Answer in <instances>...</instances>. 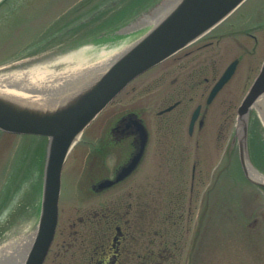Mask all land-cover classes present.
I'll use <instances>...</instances> for the list:
<instances>
[{
	"label": "rangeland",
	"instance_id": "rangeland-1",
	"mask_svg": "<svg viewBox=\"0 0 264 264\" xmlns=\"http://www.w3.org/2000/svg\"><path fill=\"white\" fill-rule=\"evenodd\" d=\"M2 1L4 2L0 6V75L12 71H31L36 68L56 72L62 68L73 66L86 67L102 60L106 54L115 51L119 46H126L142 33L140 30L147 27L146 23L140 25L138 20L134 24L128 25L122 30L127 39L118 47L86 45L71 52H64L65 50H60L62 47H59L60 49L35 56V49L44 46L51 38L54 39L63 34L66 27L69 28L75 22L81 23L86 16L88 20H95L91 29L96 25H99L101 30L110 26L111 19L114 21L117 20V17L127 15L128 12L123 11L125 0H120L121 2L112 0V4H115L109 6V9L116 7L113 13L115 17L105 16L101 13L100 18H95L93 14L95 3L84 9V14L74 12L62 22V17H64L62 15L69 9L78 7L84 0ZM100 11L101 9L98 12ZM243 28H247V31H254L257 41L247 36L235 35ZM218 31L230 35L226 36L219 45L201 53L200 58L206 56L203 54L210 52L207 56L212 57L209 60L213 59L214 61L213 70L217 77L221 76L234 59L239 56L242 58L230 82V91L227 88V105L222 103L220 97L209 109L206 129L213 130L212 136L210 138H207V135L202 137L198 153L195 142L191 140L192 144H188V148L192 150L193 154L191 152L186 154V160L184 158L182 161H168L171 164L167 168L164 157L160 156L155 149L150 150L139 177L132 180L135 185L149 182V185L153 187L149 192L150 195L144 194V203L150 201V196L159 197L156 194L161 192L163 186H182L184 188L183 200L186 206L191 202H194L196 206L197 202L200 208L198 213L201 215L203 207H201V202L207 201L205 198L209 188L213 184L216 185L217 182L222 183L225 180L224 177H219L218 171L215 169H219V167L222 169L226 166L230 169V172L226 174V178H229L228 185L217 188L215 191L219 192H214L212 195L215 202L211 207L212 216L209 217V224L202 232L194 256H189L192 232H187L188 223L184 221V224H187L183 226L186 228V236L182 239V246L179 243L182 247L179 257L176 259L174 253L172 260L163 262V264H264V192L246 182L238 168L234 169L237 166L234 163L237 162L238 156L233 159L234 163L232 164L228 160L225 162V158L222 162L226 147L223 148L222 143L216 145V130L217 127L222 126L227 106L230 111L231 139L233 136L236 137L233 122L237 107L243 99L246 85H248L246 84L247 76L250 79L253 78L264 59V0H247L218 28ZM251 67L254 68L251 70ZM124 94L123 96H126ZM124 102V105L132 107H145L147 104L149 109L153 105H157L156 108L159 106L158 98L146 100L138 94L125 98ZM112 109H108L94 126L100 123L105 114L110 113ZM157 111L159 110L153 112L154 116ZM45 143L46 140L43 137L9 135L0 131V248L12 242H25L34 235L41 191L37 202L35 201L37 190L41 186L39 168L41 169L43 162L42 154L45 151ZM70 161H72V156ZM194 166H197V169L193 180L192 169ZM72 181L71 178L68 183L65 179L63 180V193L71 190L74 186ZM191 187H194L193 194L190 192ZM173 191L175 188L171 190V192ZM168 195L172 197L170 201L175 202L174 194ZM9 196L11 198L15 196L14 199L19 200L20 203L11 204V199L8 200ZM6 199L8 202L4 204ZM152 201L155 202V206L150 207L159 209L157 216L160 220L163 209L162 205L158 204L162 202V198ZM172 206L170 205L169 208ZM61 209H66L65 205ZM67 221V211L63 210L61 225H67ZM158 227L156 224L155 228ZM183 232L185 233V230Z\"/></svg>",
	"mask_w": 264,
	"mask_h": 264
},
{
	"label": "flooded vegetation",
	"instance_id": "flooded-vegetation-1",
	"mask_svg": "<svg viewBox=\"0 0 264 264\" xmlns=\"http://www.w3.org/2000/svg\"><path fill=\"white\" fill-rule=\"evenodd\" d=\"M246 29H240L235 35L257 41L254 31ZM229 35L218 29L210 32L134 80L112 102L111 112L91 129L87 139L78 145L72 161L64 168L62 187L63 180L68 183L70 178L74 186L61 194L57 230L44 264H163L171 260L174 253L178 259L182 239L186 236L184 221L191 224L194 202L188 209L182 186H163L158 193L162 198L158 205L161 204L163 209L159 220L154 217L159 214V209L150 207L155 206V202L144 203V194L150 195L153 187L130 183L138 177L150 150L155 149L164 157L167 168L171 164L168 161L186 160V154L191 152L188 148L191 140L198 145L205 135L207 138L212 136L213 130L206 129L209 109L220 97L227 105L226 94L230 86L226 84L208 103L218 77L213 70V59L209 60L212 57L207 56L210 52L203 54L206 55L203 58L200 54L219 45ZM241 58H238L240 63ZM141 78L144 79L139 80ZM137 94L146 100L158 98V108L153 105L149 109L146 102L145 107L124 105L125 98ZM197 108L200 114L193 131L187 132L188 141L185 135L188 116ZM156 110H159L157 117L153 115ZM228 110L227 106L222 126L217 127L216 145H225L229 140ZM144 136L146 146L136 170L125 180L102 189L103 182L114 177L139 155ZM110 161H113L112 165ZM174 188L175 191L171 192ZM172 193L175 202L170 201L172 197L168 194ZM63 205L68 215L64 226L61 225ZM170 205L173 206L169 208ZM156 224L158 228H155ZM190 230L187 228L188 233Z\"/></svg>",
	"mask_w": 264,
	"mask_h": 264
},
{
	"label": "water",
	"instance_id": "water-1",
	"mask_svg": "<svg viewBox=\"0 0 264 264\" xmlns=\"http://www.w3.org/2000/svg\"><path fill=\"white\" fill-rule=\"evenodd\" d=\"M174 1L158 0L148 11L118 25L114 29L117 39L106 45L108 48L118 47L127 39L122 30L128 25L137 20L140 25L147 24L145 29L140 30L142 33L126 46H119L102 60L86 67L73 66L83 70L97 65L107 56L118 54L105 71L75 94L66 98L54 96L46 106L28 105L0 95L1 131L47 137L40 217L23 264H42L44 261L57 224L62 168L86 127L131 81L210 32L246 0ZM235 65L229 68L215 90L230 78ZM68 69L62 68L56 73ZM32 94L37 95V91L34 90ZM56 101L58 103L55 104ZM260 103L264 104V65L239 109L243 126L240 144L244 169L251 181L264 186V183L249 177L244 163L250 108ZM263 112L264 109L262 115Z\"/></svg>",
	"mask_w": 264,
	"mask_h": 264
},
{
	"label": "bare ground",
	"instance_id": "bare-ground-1",
	"mask_svg": "<svg viewBox=\"0 0 264 264\" xmlns=\"http://www.w3.org/2000/svg\"><path fill=\"white\" fill-rule=\"evenodd\" d=\"M174 2L176 3L177 0ZM117 55L107 56L97 65L83 70L70 67L65 72L56 73L43 68H36L31 71H12L0 75V95L28 105L46 106L54 96L66 98L84 88L97 78L100 72L105 71ZM34 90L37 91V95L32 94ZM54 103L56 104L58 101ZM251 173L253 179L264 183L263 176L253 170ZM31 242L32 238L22 242V244L15 242L1 248L0 264H23Z\"/></svg>",
	"mask_w": 264,
	"mask_h": 264
},
{
	"label": "trees",
	"instance_id": "trees-1",
	"mask_svg": "<svg viewBox=\"0 0 264 264\" xmlns=\"http://www.w3.org/2000/svg\"><path fill=\"white\" fill-rule=\"evenodd\" d=\"M120 1V0H119ZM121 2V1H120ZM114 4V3H113ZM113 4H111V5H113ZM110 5V6H111ZM140 6V3L139 2H137V3H135V4H124L123 5V11L124 12H128L127 13V15H134L135 13H137L138 11H140L141 9H142V7L144 8V9H146L147 8V6L148 5H144V0H141V6ZM109 9V6L107 7V10ZM112 9V8H111ZM110 10V9H109ZM117 19L118 20H123V19H125V16H123V17H120V18H118L117 17ZM111 26H113V19H111V25L110 26H108V27H111ZM107 28V27H106Z\"/></svg>",
	"mask_w": 264,
	"mask_h": 264
}]
</instances>
